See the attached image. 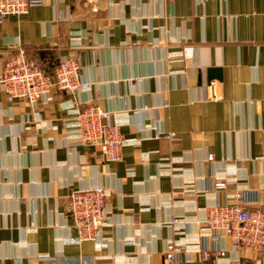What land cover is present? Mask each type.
<instances>
[{
	"label": "crops",
	"instance_id": "obj_1",
	"mask_svg": "<svg viewBox=\"0 0 264 264\" xmlns=\"http://www.w3.org/2000/svg\"><path fill=\"white\" fill-rule=\"evenodd\" d=\"M20 48L48 72L77 59L91 87L31 104L0 85V264H164L173 242L181 264H217L220 248L264 264L202 235L237 191L264 209V0H45L0 22V65ZM90 104L134 140L117 162L69 143L71 109ZM96 187L106 225L78 242L69 196Z\"/></svg>",
	"mask_w": 264,
	"mask_h": 264
},
{
	"label": "built area",
	"instance_id": "obj_2",
	"mask_svg": "<svg viewBox=\"0 0 264 264\" xmlns=\"http://www.w3.org/2000/svg\"><path fill=\"white\" fill-rule=\"evenodd\" d=\"M45 0H0V22L11 15L22 16L31 8L42 6ZM0 85L9 101L27 100L35 104L42 97L54 99L55 91L76 94L91 87L83 80L81 65L77 59L63 58L53 72L46 71L39 60L29 57L24 49L0 65ZM216 84L210 85L212 98L216 95ZM66 120L70 145L96 146L107 162H117L122 150L134 142L126 137L120 126L113 121L110 112L95 104L71 109ZM173 137V135H167ZM208 160H213L210 156ZM227 181H217V192L227 188ZM110 193L96 187L74 190L69 196L68 209L78 231V242H98L101 229L106 225V205ZM228 200L208 208L202 220L206 232L202 235L228 237L234 249L244 247L264 250V209H249L245 206V192L237 191L227 196ZM177 220H175V223ZM184 247L178 243L168 244L164 264H181L180 254ZM208 256L206 250L203 251ZM217 264H252L247 260L227 258L226 249L215 252Z\"/></svg>",
	"mask_w": 264,
	"mask_h": 264
},
{
	"label": "water",
	"instance_id": "obj_3",
	"mask_svg": "<svg viewBox=\"0 0 264 264\" xmlns=\"http://www.w3.org/2000/svg\"><path fill=\"white\" fill-rule=\"evenodd\" d=\"M216 71H218L219 72V75L221 76V70H216Z\"/></svg>",
	"mask_w": 264,
	"mask_h": 264
}]
</instances>
